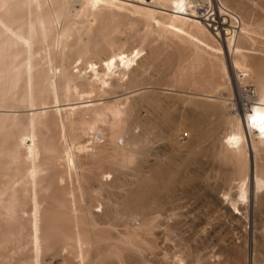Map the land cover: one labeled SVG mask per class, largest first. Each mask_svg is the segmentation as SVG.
<instances>
[{
    "label": "bare ground",
    "instance_id": "obj_1",
    "mask_svg": "<svg viewBox=\"0 0 264 264\" xmlns=\"http://www.w3.org/2000/svg\"><path fill=\"white\" fill-rule=\"evenodd\" d=\"M45 1L0 0V86H5L0 107L29 111L0 115L1 150L9 156L0 160L2 262H22L27 256L21 250L28 245L25 264H45L61 249H67L70 264H264V45L247 46L264 39V7L251 0L262 8L254 5L261 11L254 22L243 8L248 0H53L49 11L33 15ZM71 1L81 9L69 8L75 7ZM196 4L215 14L205 17ZM99 12L106 17L97 26L82 18ZM131 15L149 29L136 35L139 46L129 50L116 35ZM60 19L68 21L54 27ZM128 22L126 28H134ZM154 25L171 42L163 41L181 51L174 58H182L183 49L185 58L177 68L171 65L176 71L170 67V77L159 74L147 88L144 70L156 66L158 53L142 56L146 47L140 43L146 39L150 46ZM94 34L99 42H92ZM207 63L217 69L212 78L210 71L204 74L212 82L204 76L200 85L196 73ZM230 78L237 84L234 112L222 96L224 101L216 95L207 100L202 92H216ZM174 83L200 89L204 97L190 98L202 100L197 105L211 113L208 122L204 115L206 126L184 111L183 121L172 115L179 112L172 108ZM189 89L183 95L196 92ZM138 90L139 100L149 103L145 108L133 102ZM49 103L50 110L41 109ZM182 126V132L185 126L190 131V143L179 155L186 149L178 154L181 145L174 136ZM161 144L181 156L184 166L195 162L198 169L189 179L169 163L174 156L168 163L158 161L152 150ZM102 216L107 220L101 222ZM117 225L123 228L114 235L111 228ZM44 228H61L60 240H47ZM111 233L116 239L111 246L119 251L105 256L97 243Z\"/></svg>",
    "mask_w": 264,
    "mask_h": 264
},
{
    "label": "rangeland",
    "instance_id": "obj_2",
    "mask_svg": "<svg viewBox=\"0 0 264 264\" xmlns=\"http://www.w3.org/2000/svg\"><path fill=\"white\" fill-rule=\"evenodd\" d=\"M255 1H256V0H255ZM255 1H251V0L249 1V0H248V2H247V1L245 2V5L247 4L246 7H243V8H245V9L247 8V9H246L247 11H246L245 9H244V11H246V13L248 12L247 15L249 14V15H248L249 18H248V17H247V18L250 20V22L257 21L258 18H259V19L261 18V15H260V16L258 15L257 20L255 19L256 16H257L256 13L258 14L259 11H260V10H258L257 8H259L260 6L264 7V5H263V4H264V1H263V0H261L263 3H262L260 0H257L258 3L261 4L259 7L256 6L255 3L252 4V2H255ZM257 1H256V2H257ZM241 2H242V1H241ZM241 2H240V3H241ZM71 3H72V1H71ZM240 3H239V4H238V3H235L233 7H235V5H236V9L238 10V7H237V6H238V5L240 6V5H241ZM53 4H54L53 0H46L45 3H44V7H43V8H40V9L37 8V10H35V12L33 11L32 14H33V15H39V14H41L43 11H45V9H46L47 11H49V9L53 6ZM237 4H238V5H237ZM242 4H243V6H244V1H243ZM248 4H249V5H248ZM72 5L75 6V7H69V8H71V9H73V8L81 9V7H80V3L77 2V1H76V2H73L70 6H72ZM252 5H253V6H252ZM254 5H255L257 8H255ZM257 5H258V4H257ZM251 6H252V7H251ZM239 8H241L240 11L243 10V9H242V6H240ZM254 8H255V9H254ZM259 9L262 10V8H259ZM237 10L234 9L235 12H236ZM256 10H257V11H256ZM240 11H239V13L241 14L243 11H241V12H240ZM243 13H244V15L246 16L245 12H243ZM243 13H242V14H243ZM250 13H252V15H251ZM100 14H103V13H100V12H99V13H97L96 16H92V15H89V14L87 13V14H85L84 16H82V18H85V19H87V20L89 19V21H88L89 23L91 22L94 26H97V25H98L97 22H100L101 20H103V19H102L103 17H104V18L106 17L105 15H100ZM237 14H238V12H237ZM240 14H238V15H240ZM259 14H261V11H260ZM88 15H89V16H88ZM99 15H100L101 17H100ZM253 15H254V16H253ZM87 16H88L89 18H88ZM132 16H133V15H131L130 17H132ZM134 16H136V17L134 18ZM134 16H133L130 20H129V17H128L127 22H126L127 25L129 24L128 21H130L131 23L134 22L135 24H134V23L132 24V25H133L132 27H134V28H130V29L128 30L127 28L130 27L131 24H129V25L127 26V28H126V23H125V24H124L123 31H122V32H119L120 34L117 33V35H116V39H117V38L120 39V41H118V44H123V48H124V49H129V50H130V49H132L133 47H137V45L139 46V43H138L139 41L137 40V38L139 37V34L141 33V34H140V35H141L140 37H142V36H143V35H142V32H143V34H144V33L149 29V26H148L146 23H143L138 15H134ZM250 16H252V17L250 18ZM86 17H87V18H86ZM99 17H100V19H99ZM138 17H139L140 20L138 19ZM262 17H263V16H262ZM93 18H94V19H93ZM95 18H96V19H95ZM136 18H137V19H136ZM90 19H92V20H90ZM132 19H134L133 22H132ZM135 19H136V20H135ZM261 19H263V20H262V22H263V21H264V18H261ZM138 20H139V21H138ZM67 21H68V19H67L66 21H64V22H63V19H60L59 22L56 23V24H54L53 26H54V27H56V26H57V27L62 26V25H64ZM93 21H95V22H93ZM258 21H260V20H258ZM124 22H125V21H124ZM140 23H141V24H140ZM263 23H264V22H263ZM143 24H144L145 27L143 26ZM125 28H126V29H125ZM154 28H155L154 33L150 35L151 37L147 38V42L150 41V39L152 38L151 42H150L149 44L147 43V45H150V46H145V45H146V44H145L146 39H145V41H143V42L140 43V45H141L142 47H146V48H144V49L142 50L143 52L140 53L142 56L145 55V54H146V55H150V54H151L152 56H151V55H150V56L153 57V56H155L154 54H156V52L160 55V56H159L158 54H156L157 56L154 57V58L157 60V62H156V60L154 59V61L156 62V64H155L156 66H155V65H153V66H155V67H152V66H151L153 70L150 69L149 67H148L149 69L147 68L146 71L143 69V70H144V73H145V74H143V77H144V80L146 79V81H143V83H147L148 85H145V84L142 83V86L147 87V88L151 85V84H149V83H151V81H154L155 78H157V76H158L159 74H166V75L168 74L167 76L170 77V75H171L174 71H176V68H177L176 65L178 64V62L184 60V58H185V56H184L185 53L183 52V51H185V50H184L182 47H180L181 50L183 49V50H182V56H181L182 58H180V56H179L178 54H177L178 56H176V58H174V57H175L174 55H176V52H181V51H180L179 48H177L175 45H173V44H168L169 42H167V41H170L169 38L163 37V35H160V34L158 35L157 33H159V30L156 29L157 27H155V25H154ZM131 29H132V30H131ZM131 31H132L134 34L131 33ZM137 31H139V33H138ZM136 32H137V34H136ZM263 32H264V31H263ZM129 35H131V36H129ZM136 35H138L137 38H136ZM153 35H155V36H153ZM156 35H157L158 37H157ZM153 37H154V38H153ZM109 38H112V36H110ZM159 38H160V39H159ZM263 38H264V37H263ZM95 39H97V40H95ZM100 39H101V38L98 37V35H96V34H94V35L92 36V40H93L92 42H96V41L99 42ZM135 39H136V40H135ZM154 40H155V41H154ZM163 40H167V41H163ZM261 40H262V38H260V40H259V39L256 40V41L254 42V44L251 43V44H249V45H247V46H252V47H254V46H256V44H257L256 42H259V43H260V44H257L258 46H256V47H259V45H262V44L264 45V43H263V42H264V39L262 40L263 42H261ZM125 41H126V42H125ZM137 41H138V42H137ZM163 42H164L165 45L163 44V49H162V43H163ZM166 42H167V44H166ZM170 42H171V41H170ZM261 43H262V44H261ZM124 44H125V45H124ZM134 45H135V46H134ZM167 45H168V48H170V49H171V47H172L171 45H173V47H172L173 49H171V51H170V49L167 48ZM169 46H170V47H169ZM147 47H148V48H147ZM152 47H153V48H152ZM160 47H161V48H160ZM149 48H150V49H149ZM155 48H156V49L158 48V49L156 50ZM159 48H160V49H159ZM174 48H175V49H174ZM176 48H177L178 50H177ZM263 48H264V47L262 46L261 49H263ZM166 49H168V51H170L169 53H172V51H174V50H176V51H175V53H172V56L169 58V55H168L169 53H167L168 51H166ZM154 50H155V51H154ZM162 50H163L164 52L166 51V53H164ZM160 51H161V52H160ZM145 52H146V53H145ZM152 52H153V53H152ZM144 53H145V54H144ZM163 53H164V54H163ZM173 54H174V55H173ZM179 54H180V53H179ZM167 55H168V56H167ZM180 55H181V54H180ZM158 56H159V57H158ZM157 57H158V58H157ZM160 57H161V58L163 57V58L160 59ZM177 57H179V58H177ZM183 57H184V58H183ZM165 58H166V59H165ZM168 58H169V59H168ZM226 58H227V57H226ZM163 59H164V60H163ZM172 59H173L174 61H176V63L173 62ZM176 59H177L178 61H177ZM169 60H170V61H169ZM159 61H162V62L160 63ZM168 61H169V63H168ZM166 62H167V63H166ZM78 63H79V61L77 60V62H76V63L74 62L73 65H77ZM158 63H160L159 66L157 65ZM163 63H164V64H163ZM173 63H174V64H173ZM226 63H227V62H225L226 68H228L229 65H228V63H227V64H226ZM167 64H168V65H167ZM207 64H209V63H207ZM207 64H204L205 66L203 65V66L200 68V70H199V68H198V70H197V71H198L197 73H199V74L196 73V76L199 75L197 80L199 81V84H200V85L203 84V83H204L205 81H207V80H208V83H207V84H209L210 81L212 82V80H209L210 77H207V76H211V75H212V72H214L213 74H215V71H216V69H217L216 66H214V65H210V64L207 65ZM161 65H162V66H161ZM171 65L175 66L176 68H174V67L171 66ZM206 65H207V66H206ZM213 66H214V68H215L214 71H213ZM156 67H157V68H156ZM170 67H172L174 71L172 70V68L170 69ZM208 67H209V68H208ZM211 67H212V68H211ZM163 68H165V69H163ZM204 68H206V69H204ZM157 69H159V70L157 71ZM160 69H162V70H160ZM166 69H167V70H166ZM201 69H202V70H201ZM203 69H204V70H203ZM207 69H208V70H207ZM149 70H150V71H149ZM169 70H171V71H169ZM147 71H148V72H147ZM167 71H169V73H167ZM201 71H202L203 73H202ZM207 71H208V72H207ZM209 71H210L211 73H210ZM155 72H156V73H155ZM170 73H171V74H170ZM205 73H206V75H207V73H210V75H207V76H206V75H204ZM146 74H147V75H146ZM153 74H154V75H153ZM200 74H201V75H200ZM144 75H146V76H144ZM147 76H148V77H147ZM204 76H206L205 78H208V79L205 80V81L203 82L202 78L205 79ZM149 77H150V78H149ZM200 77H202L201 80H200ZM212 77H213V76H211V78H212ZM148 78H149V79H148ZM152 79H153V80H152ZM225 80H226V79H225ZM198 81H197V84H198ZM201 81H202V82H201ZM148 82H149V83H148ZM228 83H229V84H228ZM231 83H232V84H231ZM152 84H153V83H152ZM175 84H176V83H174L172 86H171V85L169 86V88L172 87V88L174 89V90L171 89L170 92H172V90H173V92L175 91V92L173 93V95H172V98H173V101H172V102H174V103L172 104V108H173V107L175 108V109L173 108V110H174L175 112H176L177 109L179 108L178 111H179L180 113L177 111L178 113H175V114L172 113V115H175L177 118L180 116V118H178V119H180V121H181V120L183 121L184 117L186 116L185 113H187V116H186V117L189 116V117L191 118V117L194 116L192 119H194L193 121H197V120H198V124H199V121H200L199 127H201V126H206V125L208 124L207 122H208V120H209L211 117H209V119H208L207 117H208V116H211V113H208V112L205 113V112L201 109L200 105H199V106L197 105V104H199L200 102H202V100H201V101L199 100V99H200L199 97L202 98V97H204V96H205L204 98H206L207 100H216V99H217L216 96H217V97L219 98V100H221V101H224V100H225V101H227L228 103H230L231 106L229 105V106H228V107H229L228 109H230L232 112L235 111V108H236L237 105L234 106V105H232V104H233V103H237L236 101H238V100H237L238 96H237L236 87H235L237 84H236V83L234 82V80H232L231 78H230L229 81L227 80V84H228V85H225V84H226V83H225V84H224L225 86H224V85H221L220 87H222V88L219 87L220 89L218 90L219 92L216 91L217 93H216V92H210V93H209V92H207V91H205V93H204V91L202 90L204 96L198 94V93H201L200 89H199V91H200V92H199V91H197V90H198L197 87H196V89H193V88H192V86H194V85H192V86H188V85H190V84L188 83V84H187V88L185 89V85H186V84L181 85V87H180V85L178 86V84H176V85H175ZM194 84H196V82H194ZM207 84H204V85H207ZM230 84H231V85H230ZM140 86H141V85H140ZM140 86H139V87H140ZM176 86H178V87H176ZM229 86H230L231 89H232V87H233V89H232L233 92L231 91V89L229 88ZM175 87L177 88V90H175V89H176ZM182 87H184L185 90H184V89L182 90V89H181ZM189 87H190V89H189ZM227 87H228V88H227ZM194 88H195V87H194ZM224 88H225V89H224ZM250 88H251V90H252V89H253V85H251ZM0 89H1V90L5 89V86H4V85H1V86H0ZM15 89H17V88H15ZM178 89H179V90H178ZM188 89H189V92H192L191 89L196 90V92L193 91L192 93H189V95L187 94V95L189 96V98H188L189 100H188V99H185V97H186L187 95H183V94H186V93L188 92ZM229 89H230V91H229ZM181 90H182V91H181ZM190 90H191V91H190ZM125 91H126V90H125ZM176 91H177V92H178V91H181V92H178L179 94L181 93V95L178 96V93H177ZM184 91H185V92H184ZM228 91H229L230 93H228ZM127 92H128V91H127ZM138 92H140V91L138 90V91H136V92L133 93V94H135V97H137V96H138V97L136 98V100H135V99H134V100L132 99V100H133V102H136L137 104L142 103V104H143V105H142V108H145L146 106L149 105V103L139 100L140 97H139V95H137V94H139ZM197 92H198V93H197ZM206 92H207V93H206ZM231 92L234 93L233 96L231 95V94H232ZM175 93H176L177 95H174ZM194 93L196 94L195 96H194ZM215 93H216V94H215ZM220 93H221L222 95H221ZM190 94H191V96H190ZM182 95H183V96H182ZM213 95H216V96H213ZM229 95H230L231 97H233V98H231V100H229V99H230V98H229V97H230ZM193 96H194V97H197V96H198L197 98H199V99L196 98L197 100L195 101V102H196L195 105H197L198 107L194 106V103H195V102H193L192 99H193V100H195V99H194ZM211 96H212V97H211ZM221 96H222V98H223L224 100L221 99ZM227 96H228V97H227ZM190 97H193V98L191 99ZM234 97H235V98H234ZM236 97H237V98H236ZM100 98H101V97H100ZM180 98H182V100H181ZM227 98H228V99H227ZM137 99H138V101H137ZM184 99H185V100H184ZM233 99H235V100H233ZM132 100H131V101H132ZM176 100H177V101H176ZM186 100H187V101H186ZM140 101H141V102H140ZM179 101H180V102H179ZM191 101H192V103H191ZM175 102H179L180 104H179V103L177 104V103H175ZM188 102H189L190 104H189ZM49 104H51V103H49ZM49 104L45 105V107L42 106L41 109H43V108H44V109H47L48 107H50V108H48V109L50 110V109L52 108V104H51V105H49ZM84 104H85V103H84ZM144 104H145V105H144ZM182 104H183V106H182ZM188 104H189V106H188ZM82 105H83V104H82ZM140 105H141V104H140ZM175 105H177V106H175ZM178 105H179V107H178ZM186 105H187V106H186ZM143 106H144V107H143ZM185 106H186L188 109H186ZM191 106H192V107H191ZM176 107H177V108H176ZM2 108H3V109H2ZM172 108H171V109H172ZM180 108H181V109L183 108V110H181ZM191 108H192V109L194 108L193 110H195V113H194V111H193ZM196 108H197V110H196ZM48 109H47V110H48ZM200 109H201V110H200ZM4 110H5V111H4ZM11 110H12V111H11ZM26 110H27V111H26ZM26 110H25V108H22V107H15V108H4V107H0V115H2V114H3V115H4V114H7V115L11 116V115L13 114V115H15V116H23V115H25L27 112H29L28 109H26ZM173 110H172V112H174ZM187 110H188V111H187ZM199 110H200V111H199ZM14 111H15V112H14ZM181 111H184L185 113H184V112L181 113ZM197 111H198L199 113L201 112V114H202V116H203L204 119H202L201 116H198L199 113H196ZM189 113H190V114H189ZM243 113H244V112L242 111V113H241L242 116L245 114V113H244V114H243ZM176 114H177L178 116H177ZM179 114H181V115L185 114V115H184V116H181V115H179ZM191 114H192V116H190ZM195 114H196L197 116H195ZM201 114H200V115H201ZM205 114H206V115H205ZM204 115H205V117H206L207 119L204 117ZM207 115H208V116H207ZM181 117H183V119H182ZM189 117H188V118H189ZM199 117H200V118H199ZM240 117H241V116H240ZM197 118H198V119H197ZM195 119H196V120H195ZM205 119L207 120V122H206ZM241 119H242V118H241ZM204 120H205V121H204ZM201 121H202V124H201ZM204 123H205V124H204ZM137 128H138V127H137ZM183 128H184V126H182V128L179 130L180 132H179V131H178L179 133L176 132V134H175V136H174L175 139H176V142H177L179 145H181V147H183L184 144L186 145V146H184L183 148L179 147V149L177 150V151H178V154L180 153L179 150L182 151L183 149H186V150H184L185 152H181L179 155H182V153L184 154V153L187 152V149H188V148H186V147H188V144L190 143V142H189V143L187 142V141H189V137H190V133H189V132H190V131L187 130V127L185 126L186 131H187V132L189 131L188 133L186 132V133H187V134H186V133H185V130H184V132H182ZM202 128H203V127H202ZM134 130H135V131H134L135 133H138V132H139V131H138L139 129L134 128ZM136 131H137V132H136ZM176 137H177V138H176ZM154 140H155V139H153V140H151V141L155 142ZM185 141H186V142H185ZM120 142H121V143H120ZM120 142H119V143L122 144V140H120ZM180 143H181V144H180ZM156 144H157V143H156ZM182 144H183V146H182ZM1 146H2V144H1V142H0V160H4V161H5V160L9 159V156H8V154L4 153L5 151H2V150H1ZM161 146H162V144H161ZM161 146H160V145H159V146H158V145H157V146H154L155 149H153L152 152H153V154H156V156H157L158 159L160 158V159L158 160L159 162L166 163V162L168 161V159H171V157L174 156V155L170 154V151H171V150L168 151L167 148H164L163 146H162V147H161ZM159 148H160V149H159ZM165 149H166V151H165ZM156 150H157V151H156ZM1 151H2V152H1ZM162 151H163V152H162ZM164 151H165L166 153H165ZM167 152H169V154H167ZM171 153H172V151H171ZM161 154H162V155H161ZM164 154H165V155H164ZM178 154H177V156H176V153H175L174 158L171 159V161L169 160V161H170L169 163H172L173 166H174V168H178V167L180 166L179 170H180L181 176H180V175H179V176H180L181 178H182V177H184V178H188L189 175H191V173L193 174V171H196L197 166L194 164L195 162L192 161V160H188L187 163H185V166H184V164H183V162H182V161H183V158H182L181 156H178ZM5 155H6V156H5ZM171 155H172V156H171ZM164 156H165V157H164ZM167 156H168V157H167ZM169 156H170V157H169ZM177 157H178V158H177ZM164 158H165V159H164ZM166 158H167V159H166ZM162 159H163V160H162ZM174 159H175V160H174ZM179 159H180V160H179ZM166 160H167V161H166ZM173 160H174L175 162H174ZM181 160H182V161H181ZM189 161H191V162H189ZM173 162H174V163H173ZM167 163H168V162H167ZM172 164H171V165H172ZM182 164H183V165H182ZM190 164L192 165V168H191ZM196 164H197V163H196ZM183 166H184L185 168L187 167V169H188L189 171H188L187 169H186L187 171H186L185 169H183ZM188 166H189V168H188ZM195 166H196V168H195ZM181 167H182V169H181ZM125 169H126V170H125ZM197 169H198V168H197ZM123 170L126 171V172L123 171V172H124V179H127L128 177H130V175L126 174V173L129 172V170H128L127 168H124ZM181 170H183V171H181ZM184 170H185V171H184ZM199 170H200V169H199ZM190 171H191V173H190ZM187 172H188V173H187ZM186 173H187V174H186ZM188 179H189V178H188ZM182 180H183V179H182ZM184 181H185V180H184ZM58 195H59V197H60V194H58ZM191 201H192V200H191ZM46 202L49 203L50 201L48 200V201H46ZM192 202H193V201H192ZM50 203H51V202H50ZM50 203L47 204L48 206H46V204L44 203L45 210H46V209H47V211L52 210V204L50 205ZM190 203H191V202H190ZM192 204H194V203H192ZM192 204H190V205H188V206H192ZM100 209H101V208H99V207L96 208V210H98V211H100ZM46 213H47V212H46ZM238 214H239L240 216H242L240 213H238ZM225 215H226V214H225ZM242 217H244V215H243ZM242 217H241V218H242ZM101 218H102V219H101ZM104 219L107 220V217H105V216L100 217L101 222H102V221H106V220H104ZM225 219H227V220L229 219L228 222L231 223V220H230V218H227V215H226V218H225ZM235 223H236V222H235ZM231 224H232V223H231ZM100 225H101V226H104V225H106V224H100ZM234 225H235V224H233L232 226H234ZM242 225H244V224H242ZM242 225H238V226L235 225V227H238L239 230H240V227H241V228H242L241 230H243L244 227H243ZM239 226H240V227H239ZM188 227H189V226H188ZM122 228H123V225H117V226H115L114 228H111V232H112L113 234H114V233L116 234L117 230H118V229H122ZM262 228H264V227H262ZM25 229L28 231L27 228H25ZM25 229H24L25 232L23 231V232H24V238H25L26 235H27V234H25V233H27V231H26ZM54 229H56V228H52V229H51V228H50V229H49V228H46V229L44 228L43 234H44V236H45V238H46L47 240H48V239H51V237L54 238L55 236H56L55 238H57V236H58V237H59V240H60V238H61V237H60V236H61V228H57V230H54ZM238 229H237V230H238ZM237 230H236V231H237ZM55 231H56V232H55ZM53 233H54V235H53ZM59 233H60V234H59ZM112 233H111V234H112ZM55 234H56V235H55ZM111 234H109V235L107 234V236H105L106 238L103 237V238L97 243V245H99V248H98V249H100V251L102 250L103 255L105 254V256H106V254H107V251H108V252H111L112 250H113V251L116 250V252L119 251V249L116 248L115 246H111L112 244L116 243V239L114 238V237H115V236H114L115 234H114V235H113V234L111 235ZM27 238H28V236H27L25 239H27ZM57 242H58V241H57ZM58 243H59V242H58ZM2 244H3V243H2ZM2 244H0V246H1L0 251H1V250L3 251V249H2ZM102 244H103V245H102ZM27 246H28V245H26V249H24V248H25V247H24L23 250H21V251H22V252L24 251V252H25L24 254H26V256H27V258H28L29 255H30V252H29ZM109 248H110V249H109ZM27 250H28V252H27ZM110 250H111V251H110ZM18 251H19V250H18ZM21 251H20V252H21ZM61 251H62V252H60L61 255H58V256H56V257H54V258H52V259H48V260H46L47 263H45V264H70V263H68L69 261H68V258H67V257H69V255H68V251H67V249H63V250L61 249ZM26 252H27V253H26ZM50 252H51V250H47V251H46V254H49ZM124 252H126V251L124 250ZM63 253H64V255H63ZM65 253H66V255H65ZM20 254H21V253H20ZM14 255H16V254L13 253L12 256L14 257ZM18 255H19V252L17 253V257L21 258V257L23 256L22 254H21V257L18 256ZM120 255H121V254H120ZM124 255H126V254H124ZM107 256H109V255L107 254ZM1 257H2V255H1ZM13 257H12L11 259H14V258H15V257H14V258H13ZM62 257H64V258H62ZM2 258H3V257H2ZM2 258H0V264H1V262L3 261ZM27 258L24 259V260H22V262H19V260H18V258H17V260H18L19 263H18L17 261H16V262L14 261V263H13V260H12L11 262H12V264H25L26 261L28 260ZM65 258H67V259L65 260ZM6 259H7V258H6ZM11 259H10V260H11ZM15 259H16V258H15ZM20 261H21V260H20ZM46 261H45V262H46ZM4 262H6V261L4 260ZM4 262H2V263L4 264ZM115 262H117V260H114V263H115Z\"/></svg>",
    "mask_w": 264,
    "mask_h": 264
},
{
    "label": "built area",
    "instance_id": "obj_3",
    "mask_svg": "<svg viewBox=\"0 0 264 264\" xmlns=\"http://www.w3.org/2000/svg\"><path fill=\"white\" fill-rule=\"evenodd\" d=\"M193 7L196 9V7H197V4H196V6H194L193 5ZM197 9L199 10L200 9V11H201V13H202V15H205V17H206V15H209V13L210 14H215V10L214 11H209V7H206V6H200V7H197ZM219 17V16H218ZM216 27V26H215Z\"/></svg>",
    "mask_w": 264,
    "mask_h": 264
}]
</instances>
